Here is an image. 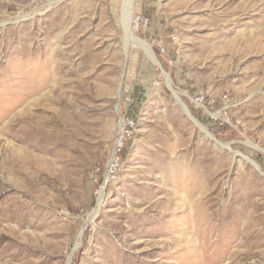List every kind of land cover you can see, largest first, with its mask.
I'll use <instances>...</instances> for the list:
<instances>
[{
    "label": "rangeland",
    "instance_id": "rangeland-1",
    "mask_svg": "<svg viewBox=\"0 0 264 264\" xmlns=\"http://www.w3.org/2000/svg\"><path fill=\"white\" fill-rule=\"evenodd\" d=\"M123 3L0 0V264H264V0Z\"/></svg>",
    "mask_w": 264,
    "mask_h": 264
},
{
    "label": "built area",
    "instance_id": "built-area-1",
    "mask_svg": "<svg viewBox=\"0 0 264 264\" xmlns=\"http://www.w3.org/2000/svg\"><path fill=\"white\" fill-rule=\"evenodd\" d=\"M133 25L135 28L147 29L150 25V18L146 14L135 13L133 17ZM189 97L190 103L199 108L200 110L205 111L207 114L212 115L216 120H223V117H226L228 112L231 110L230 99L228 95L222 97L221 106L216 108L218 103L215 97H212L205 93H194L187 94ZM224 121V120H223ZM225 122V121H224ZM135 122L133 119L126 118L121 119L120 130L118 132V138L116 143L113 146V149L110 154V158L102 169L98 166L95 170V174H102V179L95 177L96 182L98 183L97 192L100 196L101 192H106L108 183L114 181L119 173L121 167V153L125 147L127 140L133 135V129L135 127Z\"/></svg>",
    "mask_w": 264,
    "mask_h": 264
},
{
    "label": "bare ground",
    "instance_id": "bare-ground-1",
    "mask_svg": "<svg viewBox=\"0 0 264 264\" xmlns=\"http://www.w3.org/2000/svg\"><path fill=\"white\" fill-rule=\"evenodd\" d=\"M135 5H136V0H124L123 3V7H122V24H123V28L125 30V44L127 45L129 40L135 41L139 47H141V49L144 50V52L146 53V55L156 64H158V66L162 67V65L160 64V62L158 61L156 55L154 54V51L151 49L150 45L145 42L144 40H141L140 38H138L137 36H135L133 29H132V25H133V17L135 15ZM163 73L165 74L166 72L162 69ZM167 75V81L170 87H172L171 84V80L170 77L168 76V73H166ZM169 77V78H168ZM179 92L175 91L174 94L176 95L177 101L183 106V110L185 109L187 111V113L189 114V117L193 119V121L195 122V124H197L198 127H200L203 131H205L206 133H208V135H211V133L208 131V129L206 128V126L201 123L190 111L188 105L186 104V102L182 99V97L180 96V94H178ZM230 147L228 144H225L224 146ZM254 148L258 149L257 147L253 146ZM6 148V147H5ZM11 148V147H10ZM9 151V150H8ZM7 151V152H8ZM16 151V149H15ZM5 152V151H4ZM17 152V151H16ZM4 154V153H3ZM13 154V153H12ZM11 154V155H12ZM25 154V153H24ZM23 154V155H24ZM16 155V154H15ZM4 156V155H3ZM7 156V154H6ZM27 156H30L27 154ZM32 156V155H31ZM30 156V157H31ZM16 157V156H15ZM18 157V156H17ZM21 158V157H20ZM17 159V158H16ZM28 159V158H27ZM30 160V159H29ZM26 165V164H25ZM103 193L101 192V196L99 199V203L98 206L99 208H96L93 213L91 214V219H94L96 214L98 213L99 209H100V205L103 202ZM78 246V245H77ZM77 246L74 248V250H76ZM69 264V262H68Z\"/></svg>",
    "mask_w": 264,
    "mask_h": 264
},
{
    "label": "water",
    "instance_id": "water-1",
    "mask_svg": "<svg viewBox=\"0 0 264 264\" xmlns=\"http://www.w3.org/2000/svg\"><path fill=\"white\" fill-rule=\"evenodd\" d=\"M120 93H121V92H120ZM74 251H75V250H73L72 254L74 253ZM72 254H71V256H70V258H69V259H71V257H72Z\"/></svg>",
    "mask_w": 264,
    "mask_h": 264
}]
</instances>
